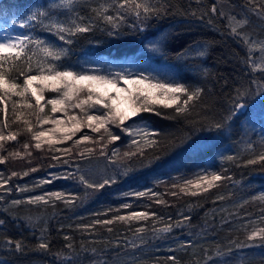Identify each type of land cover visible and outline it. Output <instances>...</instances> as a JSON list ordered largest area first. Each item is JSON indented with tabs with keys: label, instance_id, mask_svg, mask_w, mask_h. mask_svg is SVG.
I'll return each instance as SVG.
<instances>
[{
	"label": "trees",
	"instance_id": "trees-1",
	"mask_svg": "<svg viewBox=\"0 0 264 264\" xmlns=\"http://www.w3.org/2000/svg\"><path fill=\"white\" fill-rule=\"evenodd\" d=\"M0 24L24 35L0 52V124L14 136L0 153V264H264V236L243 223L264 217V140L250 127L264 116V0H0ZM133 70L179 86L183 106L104 118L89 104L96 122L10 155L28 121L63 116L32 79Z\"/></svg>",
	"mask_w": 264,
	"mask_h": 264
},
{
	"label": "rangeland",
	"instance_id": "rangeland-1",
	"mask_svg": "<svg viewBox=\"0 0 264 264\" xmlns=\"http://www.w3.org/2000/svg\"><path fill=\"white\" fill-rule=\"evenodd\" d=\"M235 19V18H234ZM24 38L23 33L4 30L0 24V52L14 51ZM135 73V74H134ZM158 78V79H157ZM154 70L130 71L115 75L81 74L76 76L72 73L54 74L41 76L29 82L27 91L38 101L50 106L54 111L63 113V116L47 117L39 123L29 122V137L25 144L10 155L17 156L20 160L29 159L32 153L40 154L46 147L58 144L65 138L64 134L75 131L80 126V121L86 122V117L97 118L114 115L113 118L128 113L133 114L134 107L138 104L151 106L160 104H177L183 106V90L179 86H171L159 80ZM61 90V97L44 102L43 95L47 90ZM79 96L77 97V94ZM93 104L91 110L99 111L104 107V115L84 114L85 106ZM78 119H81L78 121ZM103 121H100L101 123ZM252 131L259 132L264 140V116L260 121H254ZM12 133L3 130L0 124V153L3 145L13 139ZM249 137L246 138L248 142ZM28 161V160H27ZM25 161V162H27ZM213 171V170H209ZM218 173L207 174L188 182L187 187L191 190H200L210 186ZM56 178V177H53ZM264 196L260 192L258 197ZM45 199V198H44ZM255 220V219H254ZM248 228L244 230L252 237L264 236V217L261 220L244 221Z\"/></svg>",
	"mask_w": 264,
	"mask_h": 264
}]
</instances>
